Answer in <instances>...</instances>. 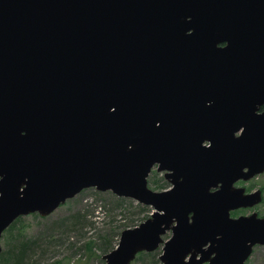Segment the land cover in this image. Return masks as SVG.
I'll return each mask as SVG.
<instances>
[{"label":"water","instance_id":"water-1","mask_svg":"<svg viewBox=\"0 0 264 264\" xmlns=\"http://www.w3.org/2000/svg\"><path fill=\"white\" fill-rule=\"evenodd\" d=\"M262 105L264 0H0V238L96 188L154 209L106 264H245L264 217L230 213L262 201L235 187L264 172Z\"/></svg>","mask_w":264,"mask_h":264},{"label":"rangeland","instance_id":"rangeland-1","mask_svg":"<svg viewBox=\"0 0 264 264\" xmlns=\"http://www.w3.org/2000/svg\"><path fill=\"white\" fill-rule=\"evenodd\" d=\"M249 191L262 190L263 199L250 212L264 216V173L239 184ZM148 186L162 191L171 184L164 172L152 169ZM153 208L112 191L87 188L68 199L48 216L31 214L15 221L0 238L5 254L19 244L28 245V254L22 264H106L104 255L115 249L121 233L147 220ZM170 233L164 239H168ZM162 246L154 252L139 253L132 264H161ZM246 264H264V246L257 245Z\"/></svg>","mask_w":264,"mask_h":264},{"label":"flooded vegetation","instance_id":"flooded-vegetation-1","mask_svg":"<svg viewBox=\"0 0 264 264\" xmlns=\"http://www.w3.org/2000/svg\"><path fill=\"white\" fill-rule=\"evenodd\" d=\"M226 44L224 43V44H221L220 46H225ZM264 111V105H262V106H260V108H259V110H258V113H262ZM242 132H243V128L239 131V132H237L236 133V136L238 137V136H241V134H242ZM203 145L204 146H210L211 145V142L210 141H205L204 143H203ZM158 167H159V165H156L155 166V168L157 169V171H158ZM161 172H164V176L166 175V173H167V171H161ZM264 173V172H263ZM261 175V174H260ZM257 176H259V175H257ZM257 176H255V177H257ZM255 177H253V178H255ZM253 178H251V179H253ZM165 179H167L166 177H165ZM251 179H249V180H251ZM249 180H247V181H249ZM247 181H245V180H243V179H240L239 181H237L236 183H235V187H241L239 184L241 183V182H247ZM170 187H172V186H170ZM242 188H245V190H246V193H252V191H249V190H247V188L246 187H242ZM259 190H261V189H259ZM255 191H257V190H255ZM255 191H253V192H255ZM262 191V190H261ZM262 199H263V194H262ZM260 204V203H259ZM258 204V205H259ZM257 206V205H256ZM255 207V206H254ZM254 207H251V208H239V209H236V210H233V211H231V213H230V215H231V217L232 218H239V217H241V216H248V214H247V212H250V210L251 209H253ZM254 213V212H253ZM252 214V213H251ZM250 214V215H251ZM259 216V215H258ZM22 217H24V216H21V217H19L16 221H19ZM259 217H262V216H259ZM264 217V216H263ZM170 233V236H171V232H169ZM169 233H167V234H169ZM166 234V235H167ZM165 235V236H166ZM164 236V237H165ZM166 240V239H165ZM256 247V246H255ZM254 247V248H255ZM206 248V247H205ZM254 248H253V250H254ZM212 256H214V255H211V257ZM200 257V256H199ZM249 260V259H248ZM247 260V261H248ZM246 261V262H247ZM205 264H208V263H205ZM246 264V263H245Z\"/></svg>","mask_w":264,"mask_h":264},{"label":"trees","instance_id":"trees-1","mask_svg":"<svg viewBox=\"0 0 264 264\" xmlns=\"http://www.w3.org/2000/svg\"><path fill=\"white\" fill-rule=\"evenodd\" d=\"M28 245L26 244H19L12 248L11 251L5 254V263L6 264H22L26 259L28 254Z\"/></svg>","mask_w":264,"mask_h":264}]
</instances>
